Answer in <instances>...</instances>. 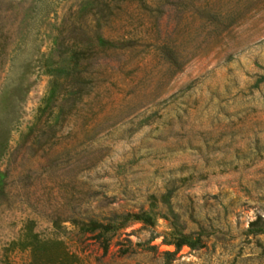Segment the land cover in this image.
Segmentation results:
<instances>
[{"label": "rangeland", "instance_id": "obj_1", "mask_svg": "<svg viewBox=\"0 0 264 264\" xmlns=\"http://www.w3.org/2000/svg\"><path fill=\"white\" fill-rule=\"evenodd\" d=\"M28 221L74 264H264V0H0V264L52 258Z\"/></svg>", "mask_w": 264, "mask_h": 264}, {"label": "trees", "instance_id": "obj_2", "mask_svg": "<svg viewBox=\"0 0 264 264\" xmlns=\"http://www.w3.org/2000/svg\"><path fill=\"white\" fill-rule=\"evenodd\" d=\"M98 40L102 43L107 42L102 39V37L98 36ZM109 44V42H108ZM79 59V56H75L73 60L76 62ZM74 79L76 81L81 80V75L79 73L75 74ZM49 83L53 84V81H49ZM53 89H48L46 96L44 97V106L42 111L46 109H51L55 107L53 100L56 99L55 95L53 94ZM55 102V101H54ZM41 111V110H39ZM50 111V110H49ZM39 117L35 118V121L29 128L32 130L36 127L37 123L39 122ZM56 219L52 221L55 224ZM133 222H140L143 225H153V221L150 215L146 211H137L135 213L126 212L123 215H114L106 221L99 222L94 219H87L86 222H80V229L82 231H86L92 234V238L97 242L98 246L102 249L104 253L110 242L114 236L120 235L121 233L119 230L124 228L127 224ZM30 222H25L24 230L25 234L22 238H19L15 242L10 243V248H17L20 250H28L34 260L39 259L43 256L44 252L48 250L54 251L53 256L51 259H45L44 264H74L70 258L74 257L71 253H68L66 250L65 245L58 240V239H39L35 233L31 232L30 229ZM156 236V233L152 234L149 240L153 239ZM125 241H127L124 238ZM161 241L165 244L173 245L174 249H178L181 245H186L189 247L199 246V241L195 238L194 241H190V235L186 233H182L180 231H171V232H164ZM151 248L154 246L151 245ZM164 254L170 255L172 252L164 251ZM46 262V263H45Z\"/></svg>", "mask_w": 264, "mask_h": 264}]
</instances>
